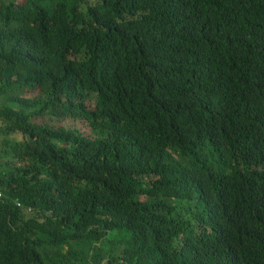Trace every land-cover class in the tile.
Listing matches in <instances>:
<instances>
[{"label": "trees", "instance_id": "16d2710c", "mask_svg": "<svg viewBox=\"0 0 264 264\" xmlns=\"http://www.w3.org/2000/svg\"><path fill=\"white\" fill-rule=\"evenodd\" d=\"M1 133L0 264H264V0H0Z\"/></svg>", "mask_w": 264, "mask_h": 264}, {"label": "rangeland", "instance_id": "374dc122", "mask_svg": "<svg viewBox=\"0 0 264 264\" xmlns=\"http://www.w3.org/2000/svg\"><path fill=\"white\" fill-rule=\"evenodd\" d=\"M38 94V90H31L27 92V96L29 97H34ZM33 121L36 123H47L51 126H56V127H60V126H64V127H69V125L72 126H78L80 128H82L83 130H87V124L83 121H75L70 117H65V118H59L56 116H51V115H45V116H37L33 118ZM14 136V134H13ZM4 134L1 133L0 134V140L3 139ZM0 147H1V143H0ZM81 248V247H80ZM79 249V248H78Z\"/></svg>", "mask_w": 264, "mask_h": 264}]
</instances>
